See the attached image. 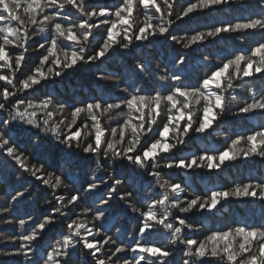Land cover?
<instances>
[{
  "label": "snow or ice",
  "instance_id": "snow-or-ice-1",
  "mask_svg": "<svg viewBox=\"0 0 264 264\" xmlns=\"http://www.w3.org/2000/svg\"><path fill=\"white\" fill-rule=\"evenodd\" d=\"M245 9L248 14L235 23L206 19L212 11ZM138 11L143 13L139 25ZM174 24L187 25V39L178 38ZM232 33L240 35L227 38L241 42L249 34L264 38V0H248L247 5L244 0H0V161L11 167L16 183L27 185L25 192L30 194L32 182H39L53 194L42 220L15 218L23 229L10 240L19 241L17 250L3 255H23L27 264H264V225L200 231L189 221V214L213 213L233 199L258 200L264 208V179L194 193L183 178L176 182L164 172L212 173L230 162L255 163L257 158L264 164V123L229 138L218 152L179 155L181 145L214 131L227 112L264 118V39L219 62L203 56L202 75H181L188 58L177 52L169 74L147 92L138 78L153 73L150 63L140 61L131 68L130 84L111 74L118 101L91 86L82 94L74 79L87 69L93 77L89 84L99 87L108 75L101 66L114 55L148 48L160 39L171 41L173 51L177 45L198 51L206 38L215 43ZM29 49L39 53V63L25 73ZM69 83L74 89L70 103L56 87ZM237 87L247 90L242 105L230 96ZM114 117L115 126L105 127V119ZM242 142L246 147H240ZM14 191L11 200L26 198L25 192ZM117 202L134 221L131 232L122 231L120 221L107 227ZM0 209L8 211L6 205ZM0 220L15 222L2 215ZM53 230L59 237L43 247ZM159 237L166 239L164 246L156 242ZM33 245L43 247L38 260Z\"/></svg>",
  "mask_w": 264,
  "mask_h": 264
},
{
  "label": "trees",
  "instance_id": "trees-1",
  "mask_svg": "<svg viewBox=\"0 0 264 264\" xmlns=\"http://www.w3.org/2000/svg\"><path fill=\"white\" fill-rule=\"evenodd\" d=\"M112 0H96L97 4H108ZM245 5H247L248 0H244ZM180 9H177V13ZM248 13L245 10L233 11L231 13L227 11H212L209 14V21L216 22H237L238 19L246 16ZM23 15V14H21ZM172 19H175L173 16ZM143 22V13L138 11L136 14V23L139 25ZM242 22V20H241ZM179 22H177L178 24ZM177 24L172 25V30L177 34L178 38L184 37L185 29L187 25L177 27ZM201 31H205L206 28L201 25ZM103 34L98 33V35ZM192 33H189L190 35ZM237 33L224 34V38L219 39L217 42H210L207 38L204 41V46H201L198 51H190L184 49L182 45H177L176 50L173 51L171 48V41L165 43L163 39H160L158 43H154L148 48L137 47L131 53L125 55H114L111 60L105 61L104 65L101 66V71L108 73L105 79L99 81V87L96 84H89L93 79L87 69L82 70L77 73L75 76V83L77 86L81 87L83 92L86 94L91 86L97 91L103 90L105 92V98L110 101H118L119 95H113L116 92V89L112 88L111 85L115 82V77L111 74L115 73L118 77L125 80V83H132L133 78L130 77L129 73L131 68L134 67L140 61H146L151 65L152 76L148 77L145 75L141 79L144 81L141 84V87L145 91H150L154 89L157 84L160 83L159 77L161 75H168V68L172 67V60L176 56L177 52H182L188 58V63L185 65V69L181 71V75H194L197 72L203 74L204 63H202L203 56H209L213 62H219L220 58L229 54L230 52L237 51L238 48L243 45H251L254 41L262 40L264 38L256 34H249V37L246 41L241 42L239 39L227 38L228 36L236 37ZM39 39V37H36ZM119 39V38H118ZM140 44V42H137ZM39 53L35 52L33 49H29L27 56V63L24 67V72L27 73L29 68L35 64H38L39 61L37 56ZM206 63V62H205ZM210 66V65H209ZM175 70V68H173ZM99 74V73H98ZM58 88L59 96L61 99H68L69 103L71 102V93L74 91L71 83L67 85L56 86ZM121 87H124L122 84ZM56 94V93H54ZM230 96H237V104L242 105L245 100L241 97L247 96V90L245 88L237 87L230 93ZM250 102V101H248ZM229 107L235 109L236 104H229ZM120 121L124 117L119 118ZM111 123L115 126L116 118L114 117L111 121L105 119L104 126L107 127ZM264 123V118H261L259 113L250 114L247 118L240 116L239 118L233 116L231 112L225 113L222 118V122L219 127L214 125L215 130L209 129L206 135L200 136L195 135L194 139L188 140L184 145L180 146L179 155L180 156H191L193 154L199 155L204 151L209 153L218 152L223 150V148L230 143V139H235L236 135L249 133L251 129L259 128V126ZM187 139V138H186ZM21 147H24L21 144ZM240 147H246V142H242ZM175 151V150H173ZM12 169L10 166H4V161H0V205H6L8 208L7 212H3L0 209V215L5 216L9 221H15L14 223L5 224L0 220V264H14L16 260H19L20 264H27L26 258L21 255L19 257H7L3 255L4 250L16 251L19 241L16 243L10 242L11 238L17 235L19 232L23 231L19 227L18 220H15L16 217H21L28 220V216L31 215L33 219H43L44 214L49 210L50 203L53 200L52 191L39 182H32L29 192H25V186H21L20 183H16V175H10ZM167 173V176H171L176 182H180V179L183 178L186 183L192 188V192L201 193L209 192L212 189H224L226 186L234 187L239 183H256L261 179H264V164L258 162L253 163L252 161H241L230 162L228 167H224L223 171H217L212 173H201L197 170L194 173H189V171H179V170H164ZM123 175V172L118 173ZM111 173H108L104 176L105 180H109ZM165 176L164 178H167ZM47 178V177H46ZM91 173H89V179H91ZM151 178L143 180V187L148 188V181ZM99 184L100 181L97 180ZM129 184L132 183L131 180L128 181ZM140 181L137 182L136 187L140 186ZM14 189H19L21 192H25V199H21L19 203L15 200H11V196L15 195ZM63 191V189L61 190ZM101 192H104V187L101 185ZM150 194V193H149ZM191 193H189L190 195ZM94 199H99V194H97ZM224 203V202H222ZM81 208L84 207L82 202L80 205ZM108 212L109 210H105ZM112 215L109 217V223L107 227H111V224L120 221V228L122 231L126 230L131 232L134 228V221L130 219V214L125 213L120 207L119 203L114 204V208L111 210ZM114 217V218H113ZM189 221L194 223L195 227L200 231H207L209 229H227V226H243L248 225L249 227L256 225H264V208H262L260 201L252 200L251 198H242L239 200L233 199L227 203H224L223 207L218 206L213 213L204 212L203 215L189 214ZM115 234V229L112 230ZM59 237V232L53 230V232L45 235L44 241H42L43 247H47L48 244L54 243L52 237ZM203 238L202 236L200 237ZM161 246L166 244V239L163 237L156 238ZM43 247L38 248L36 245H33L32 252H35L36 255L33 259H40V256L43 252ZM27 250V249H25ZM238 250V249H237ZM32 252L29 253V256H32ZM183 253H179V256H182ZM90 259V257H89Z\"/></svg>",
  "mask_w": 264,
  "mask_h": 264
}]
</instances>
